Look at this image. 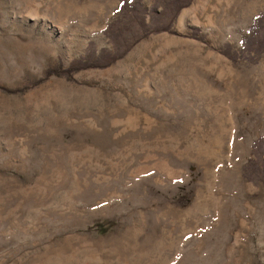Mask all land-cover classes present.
<instances>
[{
  "label": "rangeland",
  "instance_id": "1",
  "mask_svg": "<svg viewBox=\"0 0 264 264\" xmlns=\"http://www.w3.org/2000/svg\"><path fill=\"white\" fill-rule=\"evenodd\" d=\"M121 1L0 0V264H264V0Z\"/></svg>",
  "mask_w": 264,
  "mask_h": 264
},
{
  "label": "trees",
  "instance_id": "2",
  "mask_svg": "<svg viewBox=\"0 0 264 264\" xmlns=\"http://www.w3.org/2000/svg\"><path fill=\"white\" fill-rule=\"evenodd\" d=\"M125 3L126 4H129L128 3V1H126V0H122L121 1V4L118 6L119 8L118 9H120L121 7H123L124 8V6H125ZM263 18H264V14H258V15H256L254 18H253V20H254V22H255V25H256V23H258V21L259 22H263ZM255 25H254V27H255ZM253 27V26H252Z\"/></svg>",
  "mask_w": 264,
  "mask_h": 264
}]
</instances>
